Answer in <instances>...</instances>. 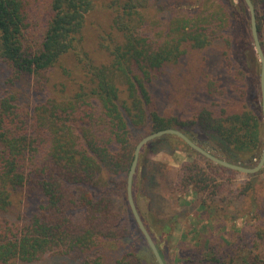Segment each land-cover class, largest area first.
<instances>
[{"label": "trees", "instance_id": "1", "mask_svg": "<svg viewBox=\"0 0 264 264\" xmlns=\"http://www.w3.org/2000/svg\"><path fill=\"white\" fill-rule=\"evenodd\" d=\"M147 2L127 0L114 23L119 41L112 50V68L87 64L89 85L70 95L64 85L61 90L53 87L51 98L33 109L21 105L13 93L0 97V264L32 263L48 253L71 255L81 264H111L112 247L132 244L133 236L149 247L127 198L126 179L138 131L146 130L147 136L173 128L226 161L234 155L250 162L260 159L264 148L261 72L244 1L233 2L229 12L197 17L179 12L172 3L176 13L171 35L157 46L140 32ZM252 2L264 50V0ZM94 5L95 0H51L42 39L28 46L29 12L24 0H0V62L12 71L10 85L41 75L62 57L76 53ZM216 33L226 43L223 57L231 84L209 81L207 90L222 99L237 98L238 110L231 111L235 109L229 99L218 102V109H195L186 121L161 114L150 89L157 75L183 59L187 46L209 48ZM116 78L122 80L123 89ZM158 144L182 148L196 157L181 168V185L196 193L212 195L215 181L198 159L219 171L238 173L212 163L176 136H164L145 148ZM144 157L142 153L140 167L148 163ZM24 190L30 198L39 196L41 203L22 228L5 214L13 196ZM139 212L165 261L161 242L172 234L173 222L152 228ZM139 258L138 253H129L112 264H135Z\"/></svg>", "mask_w": 264, "mask_h": 264}, {"label": "rangeland", "instance_id": "2", "mask_svg": "<svg viewBox=\"0 0 264 264\" xmlns=\"http://www.w3.org/2000/svg\"><path fill=\"white\" fill-rule=\"evenodd\" d=\"M228 1L178 0L176 4L174 0H148L147 8L141 12L144 16L140 32L157 46L171 35L170 26L176 13L173 5L179 7V12L195 14L197 17L213 15L222 10L231 11L233 2L237 4L238 0ZM126 2L95 0L93 10L86 17L81 47L76 53L62 57L41 75H32L11 86L9 81L12 71L7 64L0 62V97L13 93L19 97L21 105L33 109L37 103L51 98L53 87L58 86L61 90L64 85L66 94L70 95L81 85H89L87 64L91 68L111 69L112 50L119 41L114 23L124 12L122 8ZM24 3L29 12L26 21L29 46L42 39L51 0H24ZM220 34H213L209 48L196 50L187 46L183 59L176 64H169L157 75L150 89L161 114L186 121L192 117L195 109L202 106L218 109V102L229 99L235 109L231 111L238 110L237 98L227 96L222 99L207 90L209 81L220 80L228 87L231 84L223 57L226 43ZM256 59L260 63L258 55ZM116 83L123 89L120 78H116ZM138 132L134 142L136 146L147 134V131L145 134L143 131ZM172 149L165 144L144 148L143 159L148 160V163L140 167L139 161L135 194L133 187L136 205L147 224L153 228L161 226L163 221L173 222L172 234L165 242H161L160 250L165 263L264 264V168L255 175L239 172L231 174L210 167L203 158L198 159L215 180L210 191L212 195L199 194L181 185L182 166L196 157H191L182 148ZM261 156L262 153L260 159ZM260 159L250 162L241 155H234L230 161L252 168L258 165ZM119 182L123 188L125 180ZM40 203L39 196L30 198L26 190L16 193L5 217L23 228L29 224ZM133 239L135 241L132 244H123L121 247L114 245L108 254L109 263L136 252L140 258L135 264H157L151 249L139 242L137 237L133 236ZM17 263L81 264L79 259L62 253H48L32 263Z\"/></svg>", "mask_w": 264, "mask_h": 264}, {"label": "water", "instance_id": "3", "mask_svg": "<svg viewBox=\"0 0 264 264\" xmlns=\"http://www.w3.org/2000/svg\"><path fill=\"white\" fill-rule=\"evenodd\" d=\"M244 3L246 4L249 14H250V19H251V33H252V38L254 41L255 45V51L259 57L260 63H261V79H260V84H261V94H262V110H263V118H264V50L260 41L259 37V32H258V22H257V14L256 13V8L252 2V0H243ZM176 136L179 139H181L189 148L197 152L198 154L202 155L212 163L222 166L224 168L230 169L235 172L247 174V175H255L259 173L263 168H264V148L262 152V156L260 159V162L258 163L257 166L255 167H245L241 166L239 164L231 163L229 161H226L215 154H213L211 151L203 148L200 144L192 140L188 135L183 133L182 131H179L177 129L173 128H168V129H163L154 133H151L149 135H145L137 144L135 151H134V159L130 168V172L128 174L127 178V198H128V203L130 206V209L132 211V214L134 216V219L143 234L149 249H151L153 256L157 262V264H166L160 251L157 249V245L154 242L150 232L148 231L146 225L144 224L142 217L140 215V212L138 210V207L136 205L135 199H134V194H133V186H134V179L135 175L137 172V168L139 165L140 161V156L143 151V149L153 142L154 140L160 139L164 136Z\"/></svg>", "mask_w": 264, "mask_h": 264}]
</instances>
